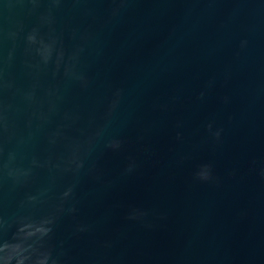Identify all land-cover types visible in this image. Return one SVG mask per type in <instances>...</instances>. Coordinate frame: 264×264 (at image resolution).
<instances>
[{
    "label": "water",
    "instance_id": "water-1",
    "mask_svg": "<svg viewBox=\"0 0 264 264\" xmlns=\"http://www.w3.org/2000/svg\"><path fill=\"white\" fill-rule=\"evenodd\" d=\"M0 264H264V0H0Z\"/></svg>",
    "mask_w": 264,
    "mask_h": 264
},
{
    "label": "clouds",
    "instance_id": "clouds-1",
    "mask_svg": "<svg viewBox=\"0 0 264 264\" xmlns=\"http://www.w3.org/2000/svg\"><path fill=\"white\" fill-rule=\"evenodd\" d=\"M201 178H203V179H208V178H209L208 173H207L206 175H201Z\"/></svg>",
    "mask_w": 264,
    "mask_h": 264
}]
</instances>
